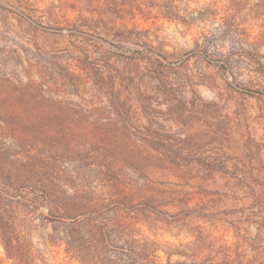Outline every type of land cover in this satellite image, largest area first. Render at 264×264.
<instances>
[{"label": "rangeland", "instance_id": "rangeland-1", "mask_svg": "<svg viewBox=\"0 0 264 264\" xmlns=\"http://www.w3.org/2000/svg\"><path fill=\"white\" fill-rule=\"evenodd\" d=\"M240 31L264 77V0H0V220L35 264H81L65 234L95 264H264Z\"/></svg>", "mask_w": 264, "mask_h": 264}, {"label": "trees", "instance_id": "trees-1", "mask_svg": "<svg viewBox=\"0 0 264 264\" xmlns=\"http://www.w3.org/2000/svg\"><path fill=\"white\" fill-rule=\"evenodd\" d=\"M242 44L239 56L246 61V70L250 74L258 77L260 75L261 81H264L263 77V67L261 66L257 54L255 52V44L249 41V37L240 31ZM244 41V42H243ZM253 83V80H251ZM76 223L77 220L72 218ZM79 222H77L78 224ZM66 246V253L70 255L71 258L79 260L81 264H95L94 262L101 258L104 262H109L107 254L102 252L98 247L90 245L89 242L85 241L81 237H77L73 234H65L62 239ZM0 241L5 250L7 258L14 261V264H35V258L29 248H26L21 244L16 236L15 232L4 225L0 220ZM123 252L126 253V264H144L148 261V257L144 250H139L135 248L126 249L122 248ZM155 250L153 251V254ZM120 262V260H118ZM143 262V263H142ZM118 262H113L117 264Z\"/></svg>", "mask_w": 264, "mask_h": 264}]
</instances>
